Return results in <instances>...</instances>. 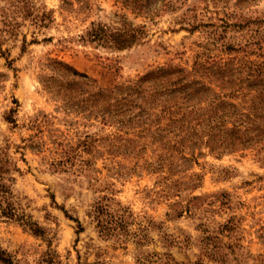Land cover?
Listing matches in <instances>:
<instances>
[{
    "label": "rangeland",
    "instance_id": "374dc122",
    "mask_svg": "<svg viewBox=\"0 0 264 264\" xmlns=\"http://www.w3.org/2000/svg\"><path fill=\"white\" fill-rule=\"evenodd\" d=\"M168 1L149 20L123 0H0V190L46 231L0 217V264H264V140L161 163L139 124L66 109L44 87L54 61L102 86L193 61L264 63V0ZM92 24L141 37L117 49L91 41ZM97 203L110 205L122 231L100 234Z\"/></svg>",
    "mask_w": 264,
    "mask_h": 264
},
{
    "label": "trees",
    "instance_id": "16d2710c",
    "mask_svg": "<svg viewBox=\"0 0 264 264\" xmlns=\"http://www.w3.org/2000/svg\"><path fill=\"white\" fill-rule=\"evenodd\" d=\"M168 2L123 0L122 3L133 14L153 20ZM45 19V16L37 17L33 21L44 24ZM3 25L11 26L7 13H4ZM140 33V29L131 27L112 33L92 24L87 36L91 41L124 49L138 43ZM52 65L53 73L45 77L43 84L49 93L62 100L66 109L103 120L113 119L119 128L126 123L139 124L140 132L150 133L152 145L160 152L161 163L172 161L177 153L182 159L188 160L187 154L196 159L199 148L220 158L245 151L264 140L263 62L193 61L191 66L167 65L136 81H123L112 86H102L96 79L64 62L54 61ZM209 75L211 79L207 80ZM246 90L254 95L248 98ZM14 113L13 109L9 112L7 120L10 123L16 122ZM30 148L39 151L40 145L32 143ZM3 172L0 167V179ZM5 196L11 199L6 205ZM13 198L8 187L0 190V217L16 220L34 235L45 237L46 231L32 216L23 210L20 212V200L13 201ZM111 210L109 204L97 203L90 213L100 234L106 237L118 234L124 228L123 221L116 219ZM76 222L80 233L82 225L78 220ZM0 261L5 262L2 256Z\"/></svg>",
    "mask_w": 264,
    "mask_h": 264
}]
</instances>
